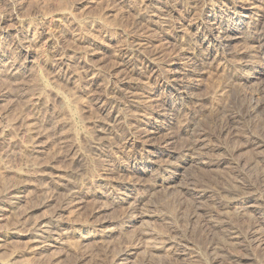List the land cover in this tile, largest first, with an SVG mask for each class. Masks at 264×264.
I'll use <instances>...</instances> for the list:
<instances>
[{
	"label": "rangeland",
	"instance_id": "rangeland-1",
	"mask_svg": "<svg viewBox=\"0 0 264 264\" xmlns=\"http://www.w3.org/2000/svg\"><path fill=\"white\" fill-rule=\"evenodd\" d=\"M166 1L167 2H165V3H164V1L155 3L156 2L155 0H0V52H1L0 53V113H1L0 124L5 125V124L12 123V126L10 128L8 127V130L5 131L4 133L0 130V205L2 204L1 202H3L5 199L4 198V195H5V188L4 187H5V185L7 186V185L11 184L12 186H14L16 189H18V193L21 196H23L22 198L24 199L23 202L20 203L19 207L17 206L15 208H9V207L4 206V208H1L2 210H0V217H1V215H2V217L0 218L1 219L0 228L2 227L3 230H2V228L0 230H2V232H7L6 229L11 228L10 226L17 227L18 229H21V230L27 229L28 227H30L32 225V223L38 222L41 219H45L48 221L51 219H53V220L56 219L58 221L62 220L59 223L60 224V230H59L60 232L61 231L65 232V230L68 231L67 229H69L71 227V224H74V221H75V223H77L76 217H78V219H77L78 222L81 220L83 222H86V221L89 222V219H91V221L89 223L94 224L97 228L107 226V224L109 225V223L111 225L113 224L112 226L116 225L115 224L117 222L116 217H118L119 214H116V212L112 213L110 211L109 212L107 211L106 212L107 214H106L105 212L100 210V208H99L100 204H101L100 200H99V198H96L94 196H90L89 198H87L86 201H84L82 204L83 208L81 207L79 211L74 212L75 210L74 209L72 210V208L65 209L64 211L62 209L59 210L58 208L62 207V205H64V204H61L62 201L60 199H58V198H61V196H59L61 194H59L60 190L57 188H59L60 182L69 181L70 184H75V185L81 184L82 187L80 185L79 188L82 189L83 191L87 190V187L89 188V190L93 191V190H96L97 188H99L102 183H104V182L108 183L109 182V184L112 185L110 187V191H112V192L117 191L115 188V184H116L115 181L120 180V178H124L127 176V173L124 170H122V169L118 170L117 169V164L120 163L121 161H126V160L132 161L133 159H137L140 156L146 155L145 148H142L143 146L140 145L142 143L139 142V139L137 137L135 138L136 132L134 129H132L138 123V119H130V120L127 119L128 120V123H127L126 119H123V118L117 119L115 117H110L109 119H107L108 121H106V119L102 118V116L98 110V101L103 100V101H106L107 104L122 101L123 97L120 99L119 97H121V96L115 92V88H114V87H116V85L118 83V79H119L118 77H120V75L123 73V72H121L123 69V66L121 65L119 67L118 61L120 59H122L121 55L123 54V52L124 53L126 52L125 55L126 54L128 55L132 52V51L127 50V48H130L129 46L132 45L131 43H133L136 38H140V37L145 38L147 40L148 45L143 47V50L145 53L143 52V50H142V52L140 50L138 52L134 51L133 53L136 54V56H140V54L142 56H144V55L147 56V55H151L152 53L158 52L159 55L161 54L160 58H162V59L164 58L163 60L166 63V64L163 63V65H162L163 69L162 70H165V68H172V66L174 65V63L177 60H180V58L182 59L183 56H185V54H187L185 47H188L189 45L191 46V43H190L191 38H189V37H191V35H190L191 30L185 28V30H183L182 33L180 32V30L178 31V29H180L178 27L179 24H177L178 22H176V20L175 21L173 20L174 18H172L170 16V14H169L168 20H166V21L162 20V18H163L162 16H165L164 15V9H165L164 6L166 4L167 5H169V4L174 5L172 14L175 15V12H178V11L180 12L181 9H183V6L185 4H187V1L181 0V2H180V0H176L175 3H174V0H166ZM197 1H199V3H198V5H196L195 12H194L192 17L198 16L197 10L200 9L199 7H201V6H199V5L202 4V0L201 1L197 0ZM154 4H157V5H155L154 9H152V6H154ZM150 10H153L152 12H154L153 14L155 15V21L156 22L146 26L143 24L141 16H145L147 14V12H149ZM162 11H163V15H162ZM157 12H158V14H155ZM142 13H143V15H142ZM55 17H56V19H55ZM196 21H198V19ZM74 30H75V33H74ZM80 38H81V41L83 39L82 42L80 41ZM182 45H183V47H182ZM184 45H185V47H184ZM120 47L124 48L122 50V52L119 51ZM146 48H147V50H146ZM152 49H154V50H152ZM134 58H138V57H134ZM15 60H17L21 64L20 69H18L15 72L7 70L8 64H10V62H13ZM62 65H64V66H62ZM72 68H75V69H72ZM91 68H92V70H91ZM67 69L70 70L69 75L71 77L73 76L74 79L77 77L76 80H78V82L76 85L74 83H72L69 79L66 78L67 76L64 73H66L65 71H67ZM89 69L91 72H89ZM212 69L213 68H208V72L206 71V75L203 79V81H204V80L210 78L209 82H208V80H206L205 85L202 84L203 81H202V83L200 82L201 84L199 85L198 95H199V98L201 101H198V103H199V104L197 103L198 106L194 105L193 107H191L192 109L190 108L189 111L184 112V114H183V116H185V117L188 116L187 118L183 117L185 120L186 119H188V120L189 119L190 120L191 119H199L200 120L203 118V116L205 114H207L208 116L207 115L204 116L205 118L201 121H198V123H197V126L198 127L201 126L202 129H200V127L198 129L197 128L195 129L196 126H194V128L192 126H190L189 128H186V130H180V129H176V127L174 126L171 128V131H169L170 129H167L165 131L166 133L167 132L170 133V135L173 138L172 139L173 141H171V143L169 144L168 147H169V149L171 147V149H172V150L170 149L171 155H172V157L175 158V160H173L174 158H171L172 161L174 162L175 165H178V166H176L177 172L183 174V175L179 174L181 177V180L178 181L176 183V185L174 184L173 187H171V189L169 188V190L168 189L165 190L162 188L159 189V187H156L155 189L154 188L151 189L152 184H150V182L151 183L153 182L154 178H152V177H155V176H147V178L148 177L151 178L150 181H148L149 179L146 180L147 178H145V180H146L145 181L146 194L144 196L145 197L144 208L155 213L156 215H158L155 217V219H153L156 221L155 223L158 225H156L154 222H152L153 220H151L150 221L151 226H150V222L149 223L145 222L143 224H135V225L131 226L133 228L130 227L131 229L130 228H129L130 230L128 229L129 233L126 230L123 232H119L118 230H114L115 234L112 237L114 239V241L112 238H110V240H112L113 242L108 240V243H109L108 249H107V247L103 248L102 245H105V244L99 245V244H96L94 242L86 245L85 249L83 247H81V249H78V248H80V246L77 245L78 244L77 241L74 238L69 237L66 239V240H68L66 243L64 242V241H66L65 239L64 240L58 239V240L62 241L64 243V245L62 244V242H60V244L54 243V244H52V246L48 247V250H46L47 252L41 251L35 255L27 253V251H26L27 249H25V248H28L27 246L30 245L28 237L18 238L19 239L18 240L17 238L14 239L13 237L11 238V237L1 236L0 237V249H1V252L5 251L2 254H5V253L11 251V249H13L14 251H16V254H18L17 258L19 260L18 259L17 260L19 262H21L22 260L26 262V260H27L28 264H31L32 262H33L32 264H35V263L36 264L37 263L38 264H50V263L51 264H58V263L59 264H62V263L63 264H109V263L112 264L110 261L112 255L110 256V254L111 253L114 254V251H115V253L118 251V249H119L118 243H120V245H121L122 243H125L126 241H128V243L131 242L130 244H133V245L135 244L134 246L136 248H138V249H136L137 250L136 252L141 253V254L137 253L136 254L137 258L135 256V258H136V259H134L135 261H133L130 264L136 263L137 259L140 262H142V264H147V263L148 264H185V263L186 264H203V263H205V264H208V263L209 264H216V263L217 264H226V263L229 264L231 262L230 258L233 259V262L230 264H234V263L235 264H242V263L243 264H246V263L247 264H260L261 262H262L261 264H264V259L261 258V256L264 257V255H263V252H264V250H263L264 249V232H262V231H264V230H262V229H264L263 228L264 227V218H263L264 217V206H262V204L264 205V203L260 200V198L259 199L257 198V197H260V193L258 190L260 189L261 184L264 185V156H263L264 155V142H262V141H264V137H263L264 136V129H261V128H264V125H263L264 124V115H263L264 114L263 113L264 107H263V110H260L257 113H255L253 115L254 117H246L245 115H243L244 111L249 109L250 99L248 97L249 96L248 94L250 92L255 91V90L251 91L249 88H251V89H254L255 87L257 88L258 86H256V85H258V84L253 83V85H252V83L251 84L249 83L248 84L249 86H247L246 84L244 85L243 83H240L238 81H236L237 83L233 82L232 78H230L231 76H229L230 75L229 73L233 70L232 67L229 69L230 72H229V70H227L228 72L227 71H225V72L221 71L223 76L220 73H219L220 74V76H219L218 75L219 71H217L216 74L219 77L218 76L216 77V74L214 72L216 70H214V69L212 70ZM87 70H88V72L85 73ZM209 70H211L212 75H210L211 72ZM85 74H87V75L85 76ZM93 75H94V77L96 75V78H94ZM207 75H208V77L210 75V77L206 78ZM93 79L96 81L94 83L95 85H90V84L85 85L84 81H86V83H90ZM135 80H138V82H136ZM210 80H212V82ZM217 80H218V82H217ZM41 81H43V83ZM45 82L48 85H46ZM131 82H132L131 83L132 84V86H131L132 91L134 90L133 93L136 94L139 91L143 90V91L139 92L138 95L136 94L137 96L143 95L148 91L151 92L153 90H157L159 87L158 82H156V81L153 82L149 79H144V78L139 79V77L137 79L131 80ZM212 83H213V85H212ZM221 83L222 84L227 83V84L222 86ZM229 83L230 84L232 83L233 87L231 85H229ZM41 84H43L44 86H41ZM207 84L208 85L210 84V85L208 86ZM215 84L218 87H220V89H218V90L215 89V88H218L217 86L212 87ZM235 84L237 86L238 85L240 86L242 84L241 86H243V88L247 86L246 88H244L245 93H247V94L243 93L244 90L241 86L240 87L238 86L239 91H240L239 92L237 90L238 88ZM254 85H255V87H253ZM94 86H95V88H94ZM263 86H264V83H263ZM263 86H262V91L259 95V98L262 100H264L263 99L264 97L261 98L262 96H264V94H262V93H264ZM43 87H46V88H44L45 90L42 89ZM227 87H229L230 89H228ZM207 88H208V90H206ZM212 88H214L213 89L214 91L212 90ZM226 88L228 89V91ZM240 88L242 89V91ZM204 90H206V91H204ZM209 90L211 91L210 93H212V92H214V93H212V94L208 93L207 91H209ZM94 91L98 93V96L100 95L99 98H101V99L97 100L96 98H94V96H93L95 93ZM203 91L206 92V94L203 93ZM219 91H220V93H219ZM248 91H250V92H248ZM200 92H202L203 95H200V94H202ZM57 93L62 94V96L65 94V97L63 96L62 98H60L59 96H55V94H57ZM242 93H243V95L241 96ZM208 94H210V95H208ZM235 94H239V95L235 96ZM205 96H206V98H205ZM243 96H244V98H243ZM216 97H218V98H216ZM213 98H215V99L213 100ZM60 99L64 103L61 102ZM118 99H120V100H118ZM212 101H215V102H212ZM223 101L226 103V105L223 104ZM69 102H70V104H69ZM94 102L96 105L94 104ZM219 102H220V104H219ZM247 102H249V103L247 104ZM201 103H202V105H201ZM205 103H207V104H205ZM215 103H216V105H215ZM222 104L225 105L224 108H223ZM62 105L65 106L66 108L63 107ZM211 105H212V107H210ZM221 106H222V108H221ZM208 107H210V108H208ZM225 107H227V108H225ZM67 108L69 110H66ZM204 108H205V110H203ZM206 108H208V109H206ZM211 108H213V109H211ZM244 108H246V109H244ZM224 109L225 110L229 109V110L224 111ZM231 109H233V110H231ZM200 110H201V112H203L202 114H201V112H199ZM230 110H231V112H229ZM235 110L240 114H237V112H235ZM71 111H72V113L73 112L74 113L72 114ZM76 111H77V113H75ZM209 111L211 112L210 114H209ZM68 112H70V113H68ZM215 112L218 113L217 118L215 116H213V115H216ZM225 112H226V114H225ZM259 112H261L262 114ZM219 113L221 115L223 113V116L219 115ZM230 113H232V115H233V113H235L237 118L239 117L238 118L239 120L235 119L236 122H238V123H235V124L233 123V121L231 120L232 115ZM245 113H246V111H245ZM211 114H213V115H211ZM240 115H242V116H240ZM23 116H25V117H23ZM209 116H212V117L209 118ZM228 116H231V117H228ZM257 116H260V117H257ZM214 117H215V119H214ZM223 117H225V118H223ZM241 117H242V119H241ZM261 117H263V118H261ZM76 118L78 121L76 120ZM208 118L210 119V121H208ZM221 118H222V121H221ZM23 119L24 120L28 119L31 122V124L33 126V127L31 126L33 128V132L31 135H28V134L23 135L22 129H23L24 125L22 123H25V122H22ZM119 119H121L120 120L121 123H120ZM216 119H218V120L216 121ZM103 120H105V121H103ZM219 120H220L221 124H220V122H218ZM240 120H242V121H240ZM103 122H106V123H103ZM199 122H201V125L199 124ZM246 122H248V124ZM107 123L109 124V126ZM245 123H246V125H245ZM253 123H257V124H254L257 127L254 126ZM212 124H214V126ZM104 125H105V127H104ZM123 125H125V126H123ZM203 125H205V126H203ZM246 126L250 127L249 130H246V129H248ZM242 127H243V129H244V127H246V128L244 130H241ZM108 128H109V130H107ZM236 128H238V129H236ZM99 129L103 133L101 131H99ZM120 129H121V131H120ZM175 129H176V131H175ZM106 130L108 133L105 132ZM219 130H220V134L218 133ZM259 130H261V131H259ZM132 131H133V133H132ZM188 131H189V133H188ZM244 131L246 132L245 134H244ZM199 132L200 133L202 132V135H201L200 139L197 141L198 143H195V142L193 143L192 137H194L196 135L198 136ZM236 132H238L237 135L235 134ZM252 132L253 133L255 132V135H259V137H257V136L255 137L254 134H253L254 135L253 136ZM190 133L192 134V136L190 135V138H187ZM132 134H133V136H132ZM249 134H251L250 135L251 137L249 136ZM27 135H28V137L29 136L30 137L28 138ZM102 135H104V136L102 137ZM241 135L242 136L247 135V136L242 137ZM260 136H262V137H260ZM243 138H244V140H243ZM253 138L256 141H254ZM35 139H37V141H35L37 144L34 145L35 148L33 146L30 147L29 146L30 143ZM201 139H202V142H201ZM240 139H242V140H240ZM248 139L250 142L248 141ZM259 139H260V141H259ZM253 141H254V143H253ZM14 142H16V143H14ZM136 142H137V144H136ZM244 143L246 146H244ZM24 144H26V145L24 146ZM186 144L189 147H187ZM254 144H257V145L254 146ZM200 145H201V147H200ZM221 145H223V146H221ZM191 146H192V148H191ZM203 146L205 149L202 148ZM94 147H96V148H94ZM99 147L107 150L106 152L109 154H112V156H113V154L115 155V156H113L114 157V161H113L114 165L112 164V166H107V165H105L106 162H103L101 160H100L101 163H99V159H96V158H98L96 156H97V148H99ZM186 147H187V150L185 149ZM194 147H197L198 149L197 148L195 149ZM261 147H262V149H261ZM31 148H33V149H31ZM127 148H130L131 150L127 149ZM134 148H135V150H134ZM188 148L190 151L188 150ZM206 148H208V149H206ZM209 148H211V149H209ZM258 148L260 149V151ZM123 149L124 150L126 149L127 153H126V150L124 152ZM34 150H36V151H34ZM191 150H193V151H191ZM206 150H207V152H206ZM256 150H258V151H256ZM198 153H199V155L197 156ZM215 153H216V155H214ZM256 153H260V154H256ZM251 154H252V156H249ZM92 155L95 157H92ZM126 155L127 156L129 155V156L127 157ZM260 155H262V157H260ZM79 156L82 158H79ZM196 156L198 157V160H197ZM188 157L192 158L193 162L195 160H197L198 162L197 161H195L194 163L191 162L189 164L190 166H188L189 162L185 161L186 160L185 158H188ZM255 158H257L256 159L257 161L255 160ZM119 159H122V160L119 161ZM177 159H180V160H177ZM208 159H211V160H208ZM221 159H224V160L221 161ZM78 160L83 164H81L80 162L78 163ZM90 160H92L93 163ZM94 160L95 161L97 160V161L94 162ZM228 160H229V162L227 164H225ZM231 160H233L234 162H232ZM260 160H262L263 163ZM206 161L208 163H206ZM212 162H215V163H212ZM216 162H217V164H216ZM254 163H256V164H254ZM78 164H79V166H77ZM98 164H99V166H97ZM101 164L108 167L109 170L104 169L103 165H101ZM193 164L196 166H199V167H196ZM197 164H199V165H197ZM229 164L231 167H228ZM235 164H237L238 167L235 166ZM250 164L253 167L255 166L254 168H256V169L251 167ZM200 165H202L203 167H201ZM215 165H217V166H215ZM248 165L251 168H249V167L247 168ZM77 167H79V168L81 167V169L82 168L83 169L81 170ZM177 167L182 168V169L180 170ZM187 167H189V168H187ZM202 168H205V169H202ZM230 168H232V169H230ZM240 168H241V170H239ZM257 168H258V170H257ZM249 169H251V170H249ZM79 170L82 173V174L80 173L81 175L78 173ZM110 170L111 171L113 170L114 173L111 172ZM246 170H247V172H246ZM98 171H99V173H98ZM250 171H252V172H250ZM83 172H85V173L83 174ZM95 172H97V173H95ZM255 173H257V174H255ZM167 174L172 175V174L167 172L166 174H164V176H167ZM207 174H208V176H207ZM237 174L240 176H238ZM70 175H71V177H69ZM100 175H102V176H100ZM262 175H263V177H262ZM97 176L98 177L100 176V177L98 178ZM107 176L109 177V179L107 178ZM119 176H121V177H119ZM215 176H217V177H215ZM250 176H251V178H250ZM87 177H88V179H87ZM112 177H114V178L112 179ZM116 177H117V179H116ZM70 178H72V179H70ZM262 178H263V180H262L263 183L261 181ZM5 179L7 180V182ZM66 179H68V180H66ZM200 179H202V180H200ZM228 179H229V183H230L229 188H228L229 183H227ZM234 179H238V181L240 183L237 180H235L237 182L236 183L234 181ZM239 179H241V180H239ZM3 180H5V181H3ZM72 180H74V182ZM185 180H186V182H185ZM197 180H199V181H197ZM226 180H227V182H226ZM246 180H247V183H245ZM84 181H85V183H83ZM188 181H190V183ZM195 181H197V183ZM98 182L101 184H99ZM248 182H251V183L248 184ZM86 183H88V184H86ZM96 183L98 184V187H97ZM181 183H182V185L185 184L184 187L182 185H180ZM190 184H192V185L189 186ZM205 184H206V186H204L205 187L204 188L203 185H205ZM91 185H93L94 187ZM186 185H188V186H186ZM199 185H200V188H198ZM231 185L234 188H232ZM242 185H244L245 187L244 186L242 187ZM246 185H247V187L249 185V187L247 188ZM192 186H194L195 189L198 188L199 190L198 191L193 190L194 187L192 188ZM222 186H225V187L223 188ZM237 186L239 188L240 187L241 188L239 190H237V188H238ZM201 187H203V188H201ZM235 187H237V188H235ZM111 188H112V190H111ZM178 188L181 190V192L185 191L186 193H183V195H182ZM206 188L208 190H206ZM225 188H226V192L224 191ZM255 188H256V190H255L256 192L254 191ZM153 189H154V191H152ZM172 189H175V190H172ZM156 190H158L160 192H157ZM161 190H164L165 192H163ZM249 190H250V192H249ZM175 191H177V192H175ZM232 191H233V194H232ZM252 191H253V193H251ZM170 192H171V194L175 193L174 194L175 196L172 195L173 198L168 197L171 195ZM193 192H194V194H193ZM165 193H167L166 195H167L168 199H167ZM168 193H169V195H168ZM189 193H190V195H189ZM195 193L199 197L198 196L196 197ZM216 193H218V194L216 195ZM219 193H221V194H219ZM213 194H214L215 198L212 196ZM225 194L227 197L230 196L232 198V201L227 200L228 198L226 196H225L226 198L224 199ZM253 194H254V196H253ZM151 195L153 196V198ZM155 195H157V196H155ZM159 195H161L162 198ZM164 195H165L166 199H165ZM218 195H221V196L218 197ZM178 196H179V198H178ZM187 196H189L191 199H189V197H187ZM56 197L58 200L56 199ZM92 197H94V198H92ZM155 197H156V199L157 198L158 199L156 200ZM250 197H254V198H250ZM242 198H244V199H242ZM247 198H250L253 200L258 199L254 203V204H256L257 207H255V208L252 206L250 207L248 205L249 203L246 202ZM175 199H176V201H175ZM209 199H211V200L209 201ZM160 200H161V202H160ZM177 200H179L178 202L179 203L181 202V203L178 204ZM219 200L221 203H219ZM153 201H154V203H152ZM201 201H203V202H201ZM58 202H60V203H58ZM222 202H224V203H222ZM146 203L148 206L146 205ZM176 203L178 205H175ZM190 203H192V204H190ZM205 203L209 204L210 206L206 205ZM154 204H155V206H154ZM237 204H239V205H237ZM212 205H214V206L216 205L218 207V211L216 209L217 207L214 209V207ZM244 205H246V206H244ZM170 206H173V207H170ZM219 206H221V207H219ZM209 207H211L212 211L217 216L213 212L208 213V211H211V209ZM244 207H246V209H244ZM181 208H183V209H181ZM241 208H242V210H241ZM188 209H191V210H188ZM220 209H222V211ZM225 209L226 210L229 209L228 211H230V212L226 211L228 214L226 212H223V210L225 211ZM67 210L70 211V214H68L69 211H67ZM71 210L73 211L72 212L73 215L71 214ZM244 210L246 211L245 213H243ZM250 210H252V211L250 212ZM169 211H171V215H172V213H174L175 215L173 214V216L171 217L170 214H168V213H170ZM201 211H202V213H201ZM232 211H234V212H232ZM247 211H249V212H247ZM84 212H86V213L88 212L87 213L88 216ZM160 212H161V216H162L161 218L162 219L159 217ZM218 212H220V213L217 214ZM261 212H262V214H261ZM190 213H192V215ZM196 213H197V215H196ZM98 214H99V216H98ZM184 214H185V218L183 217ZM193 214H195L196 216ZM204 214H206V217ZM54 215L57 218H55ZM82 215L83 216L86 215L87 217L85 216L84 218H82L83 217ZM104 215H106L107 217L106 216L104 217ZM218 215H220V216H218ZM227 215L230 217H228ZM250 215H251V217L248 219V217ZM186 216H188V217H186ZM225 216L227 217V219ZM236 216L238 217V219H237L238 221L235 220L237 218ZM241 216H243V217H241ZM244 216H245V218H244ZM99 217L102 220H99ZM173 217H174V219H173ZM181 217H183L185 219V221H184V219L182 221ZM195 217H198V218L195 219ZM209 217H210V219H209ZM239 217H240V220H239ZM257 217L259 220L256 219ZM86 218L87 219L89 218V219L87 220ZM232 218H235V219H232ZM262 218H263V220H262ZM84 219H86V221ZM104 219H108V220H104ZM109 219H110V221H109ZM175 219H177V220L175 221ZM222 219H223V221H222ZM111 220H113V221H111ZM178 220L181 222H178ZM216 220H219L220 222L221 221L222 222L220 223L218 221V223H220V224H218ZM224 220H226V221H224ZM233 220L236 221L235 222L236 224L231 223V222H234ZM70 221H71V223H70ZM72 221H73V223H72ZM103 221H105V222H103ZM160 221H162V222H160ZM165 221L168 223H166L164 225ZM172 221L177 222L176 223L177 225L174 224L175 222L172 224ZM64 222H67V223H64ZM237 223H238V226H236ZM147 224L149 225L148 227H147ZM233 224H235V225L233 226ZM258 224L262 225L263 227L259 226ZM8 225H9V227H8ZM14 225H16V226H14ZM145 225H146V228H145ZM155 225H156V228H155ZM213 225H215L214 228L216 227V229L213 228ZM65 226H67V227H65ZM138 226L140 229H141V227H143L142 230L137 229ZM152 226H153V228H152ZM176 226H178L177 228H178V230H180V232L177 230ZM221 226H223V227H221ZM22 227H23V229H22ZM24 227H27V228H24ZM169 227H171V229ZM186 227H189V228H186ZM233 227H237L236 228L237 230ZM132 229H134L135 231ZM143 229H145V231H143ZM159 229L163 230V231H160ZM172 229L174 231H172ZM229 229H231V230L229 231ZM239 229H241V230H239ZM244 229H246L247 232H244ZM152 230H154V231H152ZM235 230H236V232H235ZM250 230L253 232V235H252V232ZM164 231L167 234L164 233ZM175 231H176V233H175ZM181 231H183V232H181ZM240 231H242V232H240ZM130 232H132V233H130ZM144 232H147L148 235H147V233H144ZM117 233H118V235H116ZM121 233L127 234V235H121ZM223 233H225V235H223ZM133 234H134L135 238L133 237ZM152 234H154V235H152ZM243 234H244V236H243ZM179 235L180 236L182 235V236L179 237ZM117 236H118V239H117ZM122 236H123V239L125 238L126 240L125 239L123 240ZM140 236L144 241H141L142 239L140 238ZM154 236L155 237L157 236V237L155 238ZM175 236H176V238H175ZM242 236L247 237V238H243ZM254 236L256 237V239H254L255 238ZM149 237H151V239ZM212 237H213V239H212ZM127 238H129V239H127ZM173 238H174V240H173ZM241 238H243L244 240ZM72 239H73V241H72ZM154 239L156 241L158 239V241L156 242ZM234 239H236V240H234ZM240 239H241V241L243 240L244 242L243 241L241 242ZM70 240L72 242L76 241V242H74L75 244L70 242ZM151 240L153 242H151ZM171 240H173V241H171ZM184 240L186 243L184 242ZM233 240L237 243H235V242L233 243ZM250 240H252L253 242L252 241L250 242ZM11 241L14 242L15 244L12 243ZM117 241H118V243H117ZM135 242H137V243H135ZM139 242H140V244H139ZM142 242L144 243V246H143ZM209 242H211L212 244ZM70 243H72L76 247H74ZM151 243H154V244H151ZM192 243H193V245H192ZM195 243H196V245H195ZM205 243L206 244L209 243L211 246L209 244L206 245ZM66 244H68V245H66ZM110 244H113V245L111 246ZM149 244L150 245H156V246L152 247ZM162 244H164V245L162 246ZM182 244H185V246ZM186 244H188L189 246H187ZM203 244L205 245V247ZM233 244H234V246H233ZM237 244L239 245L238 247H237ZM255 244H257L259 247ZM65 245H66V247H65ZM114 245L116 246V248ZM159 245H160V247H159ZM213 245H214V247H213ZM253 245H255V246H253ZM88 246H90V247H88ZM167 246H168V248H167ZM186 246L188 247V249ZM193 246L195 248H197L199 246L198 249L199 250L201 249L200 250L201 252H199L200 253L199 255H198L199 250L196 249V251H195V248ZM202 246H203V248H202ZM225 246H227V248ZM70 247L78 250L77 251L78 254L76 252H72L73 249H71ZM222 247L224 250H222ZM230 247H234V248H230ZM254 247H256V248H254ZM59 248H62V250ZM97 248H98V250H97ZM99 248L100 249L102 248L103 250L102 249L100 250ZM141 248H143V249H141ZM147 248L149 249V251ZM192 248L194 249V252H195L194 254H193V250L191 251ZM248 248H250V249H248ZM258 248H259V250H258ZM260 248L263 250V252L261 251ZM67 249L68 250L70 249V250L67 251ZM75 249L73 251H75ZM104 249H107V251ZM139 249L142 250L143 253L141 251H139ZM168 249H169V251H168ZM211 249L214 251H211ZM229 249L231 251H228ZM235 249H237V251L239 253ZM254 249H256V250H254ZM79 250H80V252H79ZM82 250H84L86 253L81 254L84 252V251L82 252ZM92 250H94V251H92ZM110 250H112V251H110ZM153 250H155V251H153ZM232 250H235V251L232 252ZM103 251H106V253L104 254ZM108 251H109V253H107ZM151 251L153 252V254H156L155 256H157L159 258L152 255ZM158 251H159V253H158ZM255 251H257V252H255ZM149 252H151V253H149ZM169 252L172 255L169 254ZM177 252H179L181 254H179V253L177 254ZM189 252L192 254V256H189L190 255ZM222 252L224 254L225 253L226 254L225 255L221 254L222 255L221 256L220 253H222ZM234 252H237L238 254L234 253ZM101 253H103L104 255ZM161 253H162L163 257L161 255ZM217 253H219V254H217ZM257 253H259V255ZM260 253H262V254L260 255ZM145 254H146V256H145ZM235 254L238 256L236 257ZM52 255H53V257H52ZM81 255H84V256H81ZM105 255H106V257H105ZM143 255L145 256L146 260L144 259ZM150 255L154 256L153 259H151L152 261L149 260L150 258H152V257H150ZM184 255L186 257H184ZM203 255H205V256H203ZM254 255L255 256L258 255V256L255 257ZM58 256H60L62 259ZM179 256L183 260L182 259L180 260ZM216 256H217V258H216ZM218 256H219V258H218ZM20 257L22 258L21 261H20V259H21ZM140 257H143V258L140 259ZM194 257H196V258H194ZM24 258H25V260H24ZM107 258L110 260H108ZM177 258H179V259H177ZM222 258H225L226 260L222 259ZM258 258H261V259H258ZM142 259H144V260H142ZM159 259L160 260L164 259V260L160 261ZM188 259H189V262L187 261ZM194 259H196V260H194ZM210 259H212V260H210ZM257 259H258V261H257ZM56 260H58V262ZM168 260H169V262H168ZM205 260H206V262H205ZM54 261H56L57 263H55ZM139 261L136 264H141ZM234 261H237V262H234ZM200 262H202V263H200Z\"/></svg>",
	"mask_w": 264,
	"mask_h": 264
},
{
	"label": "bare ground",
	"instance_id": "bare-ground-1",
	"mask_svg": "<svg viewBox=\"0 0 264 264\" xmlns=\"http://www.w3.org/2000/svg\"><path fill=\"white\" fill-rule=\"evenodd\" d=\"M156 2L155 3H158V2H162V1H164V3L165 2H167L166 0H155ZM185 1V0H184ZM187 1V4H185L184 6H183V9H181V11L179 12H175V15L174 14H172V11H173V8H174V5H172V4H169V5H165L164 7H165V9H164V15L165 16H162L161 18H162V20H164V21H166V20H168V18H169V14H170V16L172 17V18H174L173 20L175 21L176 20V22H178L177 24H179V28L180 29H178V31L180 30V32L182 33L183 32V30H185V28L186 29H190L191 30V33H190V35H191V37H189V38H191V46L189 45L188 47H185V45H184V47L186 48V52H187V54H185V56H183V58L181 59L180 58V60H177L175 63H174V65L172 66V68H165V70H162L163 68H162V65H163V63H165L164 62V58L162 59V58H160V55L158 54V52L157 53H152L151 55H144V56H142L140 53L142 52V50H143V47H145L146 45H148L147 44V40L145 39V38H142V37H140V38H136L135 39V41L133 42V43H131L132 45L131 46H129L130 48H127V50H129V51H132L130 54H126L125 55V53L123 52V54L121 55L122 56V59H120L118 62H119V67L122 65L123 66V69H122V71L121 72H123L121 75H120V77H118L119 79H118V83H117V85H116V87H114L115 88V92L117 93V94H119L121 97H119L120 99L122 98V101L121 102H115V103H110V104H107V102L106 101H101V100H99V99H101V98H99V96H98V93L97 92H95L94 93V98H96L97 100H99L98 101V110H99V112H100V114H101V116H102V118L103 119H106V121H108L107 119H109L110 117H115V118H123V119H138V123L136 124V126H134V128H132V129H134L135 130V132H136V136H135V138L137 137L138 139H139V142L140 143H142V144H140V145H142L143 147L142 148H145V153H146V155H144V156H140L139 158H137V159H133L132 161L131 160H126V161H121L120 163H118L117 164V169L118 170H124L126 173H127V176L126 177H124V178H120V180H117V181H115V188H116V190L117 191H114V192H112V191H110V187L112 186L111 184H109V182L107 183V182H104V183H99V184H101V186L99 187V188H97L96 190H93V191H91V190H89V188L87 187V190H82V189H80L79 188V186L81 185H75V184H70V182L69 181H65V182H60V184H59V188H57V189H59L60 190V193L59 194H61V195H59V196H61V198H58V199H60L61 201H62V203L61 204H64V205H62V207H60V208H58L59 210L60 209H62L63 211L65 210V209H70V208H72V210L74 209L75 211L74 212H76V211H79L80 210V208L82 207V204H83V202L84 201H86V199L87 198H89L90 196H94V197H96V198H99V200H100V210H102L103 212H112V213H115L116 212V214H119V216L118 217H116V219H117V222L114 224L115 226H112L110 223H109V225L107 224V226H103V227H96L94 224H92V223H89L90 221H91V219H89V222L88 221H86V219H84L86 222H83L82 220L81 221H79L78 222V217H76L77 219H76V221H77V223H75V221H74V224H71V227L69 228V229H67L68 231H66L65 230V232L63 231H59L60 230V221H62V220H60L59 218V220L60 221H58V220H56V219H51V220H45V219H41L40 221H38V222H35V223H32V225L30 226V227H24V228H27V229H24V230H21V229H18L17 227H12V226H10L11 228H7L6 229V231L7 232H2V230H3V228H2V230H0V237L1 236H4V237H13L14 239L15 238H23V237H28V240H29V246H27L28 248H25V249H27L26 251H27V253H29V254H33V255H35V254H38L39 252H41V251H46V250H48V247H50V246H52V244H54V243H56V244H60V242H62V241H60L61 239L62 240H66L67 238H69V237H72V238H74L76 241H77V245H79L80 246V248H78V249H81V247H83L84 249L86 248V245H88V244H91V243H96V244H99V245H101V244H105V245H102L103 246V248L105 247H107V249H108V247H109V243H108V240H110V238H112L113 237V235L115 234V232H114V230H118L119 232H123V231H128V229L131 227V226H133V225H135V224H143V223H145V222H147V223H149L151 220H153V219H155V217L156 216H158V215H156L155 213H153V212H151V211H149V210H147V209H145L144 208V204H145V194H146V184H145V181L146 180H148V181H150V179L151 178H147V176H155V177H152V178H154L153 179V182L151 183L150 182V184H152L151 185V189L152 188H156V187H159V189L160 188H162V189H168L169 190V188L171 189V187H173V185L175 184L176 185V183L178 182V181H180L181 180V177H180V175L179 174H182V173H178L177 172V169H176V166H178V165H175L174 164V162L172 161V159L171 158H174V157H172V155H171V151H170V149H171V147H170V149H169V144L171 143V141H173L172 139V136L170 135V133H166L165 131L167 130V129H170L169 131H171V128L172 127H176V129H180V130H186V128H189L190 126H192L193 128H194V126H196L195 127V129L197 128H199L200 127V129H202L201 128V126H197V123H198V121H201V120H203L205 117L204 116H206L207 114H205L204 116H203V118L202 119H184L183 117H185V116H183V114H184V112H187V111H189L190 110V108L191 107H193L194 105H197V103H198V101H201L200 100V98H199V95H198V90H199V85L202 83V81H203V79H204V77H205V75H206V71L208 72V68H213L214 70H216V71H214L215 72V74L217 73V71H219L218 72V75L220 76V74L222 75V73H221V71L223 72H225V71H227V70H229L231 67L233 68V70L230 72V70H229V76H231L230 78H232V80H233V82H236V81H238V82H240V83H243L244 85L246 84L247 86H249L248 84L250 83H252V85H253V83H255V84H258V85H256V86H258L257 88L255 87V85L253 86V87H255L254 89H251V88H249L251 91H253V90H255L254 92H250V91H248V92H250L247 96L249 97V99H250V103L249 102H247V104L249 103V109L248 110H245L246 111V113H245V111H244V113H243V115H245L246 117H254L253 115L255 114V113H257L258 111H260V110H263V107H264V100H262V99H260L259 98V95H260V93H261V91H262V86H263V83H264V0H202V4L201 5H199V6H201V7H199L200 9L199 10H197V17H192L193 16V14H194V12H195V7H196V5H198V3H199V1H197V0H186ZM201 1V0H200ZM173 2V1H172ZM176 2V0H174V3ZM180 2H181V0H180ZM163 3V4H164ZM186 3V2H185ZM155 5H157V4H154V6H152V9H154L155 8ZM177 5V4H176ZM180 6V5H179ZM157 7V6H156ZM198 7V6H197ZM176 8V7H175ZM151 9V8H150ZM159 9V8H158ZM197 9V8H196ZM160 10V9H159ZM148 11V10H147ZM153 10H150L149 12H147V14L145 15V16H141V19H142V22H143V24L144 25H146V26H148V25H150V24H153V23H155L156 21H155V15L153 14L154 12H152ZM158 11V10H157ZM69 14V13H68ZM67 14V15H68ZM155 14H158V12L157 13H155ZM196 14V13H195ZM56 15V14H55ZM62 15V14H61ZM142 15H143V13H142ZM162 15H163V11H162ZM158 16V15H157ZM196 16V15H195ZM66 17V16H65ZM70 18V17H69ZM99 18V17H98ZM160 18V17H159ZM158 18V19H159ZM55 19H56V17H55ZM198 19V21H196ZM83 20V19H82ZM70 21V20H69ZM79 21V20H78ZM81 24V23H80ZM138 26V25H137ZM177 28V27H176ZM141 30V29H140ZM176 30V29H175ZM77 32V31H76ZM74 33H75V30H74ZM88 34V33H87ZM180 34V33H179ZM75 35V34H74ZM189 35V36H190ZM80 36V35H79ZM182 36V35H181ZM31 37V36H30ZM82 38V37H81ZM81 38H80V41H81ZM124 38V37H123ZM182 38V37H181ZM77 39V38H76ZM128 39V38H127ZM132 40V39H131ZM82 41H83V39H82ZM81 41V42H82ZM126 41V40H125ZM85 42V41H84ZM127 42V41H126ZM125 42V43H126ZM132 42V41H131ZM124 44V43H123ZM88 45V44H87ZM120 45V44H119ZM130 45V44H129ZM156 45V44H155ZM85 46V45H84ZM150 47V46H149ZM182 47H183V45H182ZM88 48V47H87ZM148 48V47H147ZM147 48H146V50H147ZM155 48V47H154ZM157 48V47H156ZM179 48V47H178ZM124 48H122V47H120V49H119V51L120 52H122V50H123ZM182 49V48H181ZM118 50V49H117ZM126 50V51H127ZM141 50V52L139 53L140 54V56H136V54H134L133 52L135 51V52H138V51H140ZM150 50V49H149ZM148 50V51H149ZM152 50H154V49H152ZM112 51V50H111ZM118 52V51H117ZM143 52H144V50H143ZM150 52V51H149ZM152 52V51H151ZM155 52V51H154ZM1 53V52H0ZM145 53V52H144ZM149 54V53H148ZM16 56V55H15ZM119 56V55H118ZM25 57V56H24ZM134 57H138V58H134ZM140 57V58H139ZM171 57V56H170ZM13 58V57H12ZM124 58V59H123ZM115 59V58H114ZM179 59V58H178ZM6 61V60H5ZM2 63V62H1ZM26 64V63H25ZM31 64V63H30ZM86 64V63H85ZM89 64V63H88ZM166 64V63H165ZM66 65V64H65ZM62 66H64V65H62ZM20 67H21V64L17 61V60H15V61H13V62H10V64H8V69L7 70H9V71H12V72H15V71H17L18 69H20ZM91 67V66H90ZM69 68V67H68ZM122 68V67H121ZM72 69H75V68H72ZM212 69V70H213ZM91 70H92V68H91ZM94 70V69H93ZM210 72H211V70H209ZM5 72V71H4ZM66 73H64L67 77V79H69L72 83H74L75 85L77 84V82H78V80H76V78L74 79L73 78V76L71 77L69 74H70V70H68L67 69V71H65ZM88 72V70L85 72V73H87ZM89 72H91L90 71V69H89ZM97 72V71H96ZM228 72V71H227ZM8 73V72H7ZM76 73V72H75ZM120 73V72H119ZM220 73V74H219ZM94 74V73H93ZM210 74V73H209ZM87 74H85V76H86ZM210 75H212V72H211V74ZM210 75H209V77H210ZM217 74H216V77L218 76ZM84 76V75H83ZM214 76V75H213ZM218 76V77H219ZM223 76V75H222ZM227 76V75H226ZM80 77V76H79ZM93 77H94V75H93ZM139 77V79L140 78H144V79H149V80H151V81H156V82H158V84H159V87H158V89L157 90H153V91H151V92H146L145 94H143V95H140V96H137L138 95V93L139 92H141V91H143V90H141V91H139L138 93H133V91H132V82H131V80H134V79H137ZM208 77V75H207V77L206 78H209ZM86 78V77H85ZM88 78V77H87ZM94 78H96V75H95V77ZM212 78V77H211ZM210 79V78H209ZM209 79H206V80H208V82H209ZM214 79V78H213ZM81 80V79H80ZM206 80H204L203 81V83L202 84H204L205 85V81ZM231 80V81H232ZM40 81V80H39ZM136 82H138V80H135ZM211 82H212V80H210ZM42 83H43V81H41ZM80 82V81H79ZM85 82V85H95L94 83L96 82L94 79L90 82V83H86V81H84ZM201 82V83H200ZM217 82H218V80H217ZM40 83V82H39ZM214 83V82H213ZM213 83H212V85H213ZM225 83V82H224ZM228 83V82H227ZM226 83V84H227ZM237 83V82H236ZM45 84L46 85H48L46 82H45ZM83 84V83H82ZM134 84V83H133ZM220 84V83H219ZM222 84V83H221ZM226 84H222V86L223 85H226ZM234 84V83H233ZM104 85V84H103ZM138 85V84H137ZM208 85V84H207ZM210 85V84H209ZM208 85V86H209ZM229 85H231L232 86V83L230 84L229 83ZM228 85V86H229ZM236 85V84H235ZM242 85V84H241ZM240 85V86H241ZM251 85V86H252ZM41 86H44L43 84H41ZM79 86V85H78ZM82 86V85H81ZM98 86V85H97ZM96 86V87H97ZM142 86V85H141ZM215 86H217L216 84L214 85V86H212V87H215ZM237 86V85H236ZM239 86V85H238ZM237 86V90L239 91V87ZM246 86V87H247ZM83 87V86H82ZM134 87V86H133ZM218 87V86H217ZM230 87V86H229ZM229 87H227L228 89H230ZM233 87V86H232ZM242 88H243V86H241ZM246 87H244V88H246ZM44 88H46V87H43L42 89H44ZM58 88V87H57ZM76 88V87H75ZM94 88H95V86H94ZM202 88V87H201ZM206 88V87H205ZM226 88V89H227ZM244 88H243V90H244ZM263 88H264V86H263ZM135 89V88H134ZM147 89V88H146ZM151 89V88H150ZM211 89V88H210ZM214 88H212V90H213ZM215 89H220V87H218V88H215ZM228 89H227V91H228ZM241 89V88H240ZM248 89V90H249ZM45 90V89H44ZM58 90V89H57ZM60 90V89H59ZM138 90V89H137ZM148 90V89H147ZM206 90H208V88L206 89ZM206 90H204V91H206ZM233 90V89H232ZM264 90V89H263ZM114 91V90H113ZM202 91V90H201ZM203 91V93H205L206 94V92H204ZM214 91V90H213ZM223 91V90H222ZM230 91V90H229ZM241 91H242V89H241ZM92 92V91H91ZM137 92V91H136ZM208 93H210L211 91L209 90V91H207ZM216 92V91H215ZM226 92V91H225ZM240 92V91H239ZM238 92V93H239ZM200 93H202V92H200ZM203 93L202 94H200V95H203ZM212 93H214V92H212ZM212 93H210V94H212ZM219 93H220V91H219ZM243 93L244 94H247V93H245V90L243 91ZM243 93L241 94V96L243 95ZM89 94V93H88ZM92 94V93H91ZM210 94H208V95H210ZM225 94V93H224ZM262 94H264V93H262ZM261 94V95H262ZM216 95V94H215ZM218 95V94H217ZM222 95V94H221ZM237 95H239V94H235V96H237ZM55 96H59L60 98H62L63 96L65 97V94L62 96V94H60V93H57V94H55ZM117 96V95H116ZM220 96V95H219ZM246 96V95H245ZM201 97V96H200ZM211 97V96H210ZM264 96H262L261 98H263ZM68 98V97H67ZM114 98V97H113ZM205 98H206V96H205ZM216 98H218V97H216ZM224 98V97H223ZM222 98V99H223ZM243 98H244V96H243ZM246 98V97H245ZM120 99H118V100H120ZM208 99V98H207ZM215 98H213V100H214ZM248 99V98H247ZM264 99V98H263ZM63 100V99H62ZM96 100V101H97ZM117 100V99H116ZM212 100V99H211ZM218 100V99H217ZM221 100V99H220ZM225 100V99H224ZM227 100V99H226ZM60 101H61V99H60ZM94 101V100H93ZM95 101V102H96ZM204 101V100H203ZM206 101V100H205ZM238 101V100H237ZM242 101V100H241ZM61 102H63V101H61ZM95 102H94V104H95ZM210 102V101H209ZM212 102H215V101H212ZM222 102V101H221ZM230 102V101H229ZM233 102V101H232ZM64 103V102H63ZM204 103V102H203ZM69 104H70V102H69ZM72 104V103H71ZM199 104V103H198ZM205 104H207V103H205ZM204 104V105H205ZM218 104V103H217ZM219 104H220V102H219ZM223 104H225L226 105V103L223 101ZM222 104V105H223ZM236 104V103H235ZM96 105V104H95ZM201 105H202V103H201ZM215 105H216V103H215ZM225 105H223V108H224V106ZM63 106V105H62ZM68 106V105H67ZM198 106V105H197ZM63 107H65V106H63ZM97 107V106H96ZM202 107V106H201ZM210 107H212V105L210 106ZM210 107H208V108H210ZM231 107V106H230ZM235 107V106H234ZM246 107V106H245ZM66 108V107H65ZM70 108V107H69ZM74 108V107H73ZM197 108V107H196ZM203 108V107H202ZM208 108H206V109H208ZM218 108V107H217ZM221 108H222V106H221ZM220 108V109H221ZM225 108H227V107H225ZM233 108V107H232ZM247 108V107H246ZM246 108H244V109H246ZM75 109V108H74ZM192 109V108H191ZM194 109V108H193ZM200 109V108H199ZM211 109H213V108H211ZM230 109V108H229ZM228 109V110H229ZM8 110V109H7ZM66 110H69L68 108L66 109ZM202 110V109H201ZM201 110L199 111V112H201ZM203 110H205V108L203 109ZM202 110V111H203ZM228 110H225L224 109V111H228ZM231 110H233V109H231ZM231 110L229 111V112H231ZM237 110V109H236ZM235 110V112H237ZM242 110V109H241ZM74 111V110H73ZM208 111V110H207ZM212 111V110H211ZM218 111V110H217ZM243 111V110H242ZM264 111V110H263ZM220 112V111H219ZM223 112V111H222ZM233 112V111H232ZM240 112V111H239ZM68 113H70V112H68ZM71 113H72V111H71ZM74 113V112H73ZM72 113V114H73ZM75 113H77V111L75 112ZM189 113V112H188ZM203 112H201V114H202ZM208 113V112H207ZM211 112L209 111V114H210ZM216 113V112H215ZM224 113V112H223ZM223 113H222V115L219 113V115H221V116H223ZM259 113H261V112H259ZM258 113V114H259ZM264 113V112H263ZM5 114V113H4ZM186 114V113H185ZM191 114V113H190ZM225 114H226V112H225ZM231 115H232V113H230ZM229 114V115H230ZM237 114H240V113H238L237 112ZM262 114V113H261ZM189 115V114H188ZM211 115H213V114H211ZM264 115V114H263ZM0 116H1V113H0ZM3 116V115H2ZM66 116V115H65ZM71 116V115H70ZM77 116V115H76ZM208 116V115H207ZM213 116H215L216 118H217V116H218V113H216V115H213ZM240 116H242V115H240ZM22 117V116H21ZM23 117H25V116H23ZM188 117V116H187ZM187 117H185V118H187ZM191 117V116H190ZM193 117V116H192ZM197 117V116H196ZM212 116H209V118H211ZM215 117H214V119H215ZM228 117H231V116H228ZM257 117H260V116H257ZM72 118V117H71ZM208 118V121H210V119ZM220 118V117H219ZM223 118H225V117H223ZM239 118V117H238ZM237 118V116L235 115V113H233V115H232V121H233V123L235 124V123H238V122H236V120L235 119H238ZM261 118H263V117H261ZM66 119V118H65ZM113 119V118H112ZM121 119H119V121L121 120ZM241 119H242V117H241ZM24 120V119H23ZM22 120V122H25V123H22L23 125H24V127H23V129H22V132H23V135L24 134H28V135H31L32 134V132H33V126H32V124H31V122L28 120V119H26V120H24L23 121ZM76 120H77V118H76ZM218 119H216V121H217ZM229 120V119H228ZM230 120V121H231ZM239 120V119H238ZM252 120V119H251ZM78 121V120H77ZM103 121H105V120H103ZM125 121V120H124ZM214 121V120H213ZM215 121V122H216ZM221 121H222V118H221ZM231 121V122H232ZM240 121H242V120H240ZM244 121V120H243ZM250 121V120H249ZM248 121V122H249ZM63 122V121H62ZM130 122V121H129ZM203 122V121H202ZM218 122H220V120L218 121ZM248 122H246L247 124H248ZM251 122V121H250ZM70 123V122H69ZM103 123H106V122H103ZM120 123H121V121H120ZM125 123V122H124ZM127 123H128V120H127ZM246 123H245V125H246ZM260 123V122H259ZM10 124V125H9ZM9 124H3V125H1L0 124V130L4 133L5 131H7L8 130V127L10 128L11 126H12V123H9ZM75 124V123H74ZM77 124V123H76ZM108 124V123H107ZM132 124V123H131ZM199 124L201 125V122H199ZM211 124V123H210ZM220 124H221V122H220ZM254 124H257V123H253V125ZM22 125V126H23ZM78 125V124H77ZM112 125V124H111ZM213 126H214V124H212ZM211 125V126H212ZM218 125V124H217ZM232 125V124H231ZM237 125V124H236ZM242 125V124H241ZM250 125V124H249ZM264 125V124H263ZM262 125V126H263ZM32 126V127H31ZM66 126V125H65ZM73 126V125H72ZM107 126V125H106ZM108 126H109V124H108ZM123 126H125V125H123ZM203 126H205V125H203ZM233 126V125H232ZM244 126V125H243ZM254 126H256V125H254ZM104 127H105V125H104ZM111 127V126H110ZM210 127V126H209ZM235 127V126H234ZM233 127V128H234ZM238 127V126H237ZM247 127V126H246ZM246 127H244V129L246 128ZM257 127V126H256ZM120 128V127H119ZM208 128V127H207ZM241 128V127H240ZM248 129H246V130H249V128L250 127H247ZM255 128V127H254ZM260 128V127H259ZM102 129V128H101ZM176 129H175V131H176ZM191 129V128H190ZM209 129V128H208ZM220 129V128H219ZM236 129H238V128H236ZM235 129V130H236ZM243 129V127H242V129L241 130H244ZM252 129V128H251ZM261 129H264V128H261ZM105 130V129H104ZM107 130H109V128L107 129ZM107 130L105 131L106 133H108L107 132ZM133 130V131H134ZM173 130V129H172ZM194 130V129H193ZM221 130V129H220ZM220 130H219V134H220ZM99 131H101L100 129H99ZM120 131H121V129H120ZM123 131V130H122ZM133 131H132V133H133ZM192 131V130H191ZM198 131V130H197ZM196 131V132H197ZM200 131V130H199ZM208 131V130H207ZM212 131V130H211ZM259 131H261V130H259ZM21 132V133H22ZM102 132V131H101ZM240 132V131H239ZM249 132V131H248ZM247 132V133H248ZM251 132V131H250ZM103 133V132H102ZM105 133V134H106ZM119 133V132H118ZM188 133H189V131H188ZM207 133V132H206ZM242 133V132H241ZM240 133V134H241ZM246 132L244 131V134H245ZM257 133V132H256ZM260 133V132H259ZM262 133V132H261ZM2 134V133H1ZM76 134V133H75ZM186 134V133H185ZM204 134V133H203ZM236 135L238 134V132H236L235 133ZM255 135V132L253 133L252 132V135ZM28 135H27V137H28ZM187 135V134H186ZM190 135L192 136V134L190 133L189 134V136L187 137V138H190ZM201 135H202V132L200 133L199 132V135L197 136H194V137H192L193 139V143L195 142V143H198L197 141L200 139V137H201ZM243 135V134H242ZM241 135V136H242ZM251 134H249V136H250ZM253 135V136H254ZM261 135V134H260ZM104 135H102V137H103ZM132 136H133V134H132ZM245 136H247V135H244V136H242V137H245ZM259 137V135H255V137ZM263 136V135H262ZM262 136H260V137H262ZM30 137V136H29ZM28 137V138H29ZM178 137V136H177ZM209 137V136H208ZM251 137V136H250ZM264 137V136H263ZM186 138V139H187ZM219 138V137H218ZM249 138V137H248ZM31 139V138H30ZM134 139V138H133ZM137 139V140H138ZM185 139V140H186ZM258 139V138H257ZM261 139V138H260ZM260 139H259V141H260ZM263 139V138H262ZM136 140V139H135ZM240 140H242V139H240ZM243 140H244V138H243ZM252 140V139H251ZM253 140L254 141H256L254 138H253ZM17 141V140H16ZM29 141V140H28ZM34 141V142H33ZM31 143H30V147L31 146H33L34 147V145L35 144H37L35 141H37V139H35V140H33ZM183 141V140H182ZM189 141V140H188ZM222 141V140H221ZM248 141H249V139H248ZM254 141H253V143H254ZM19 142V141H18ZM135 142V141H134ZM186 142V141H185ZM190 142V141H189ZM201 142H202V139H201ZM206 142V141H205ZM204 142V143H205ZM247 142V141H246ZM250 142V141H249ZM258 142V141H257ZM256 142V143H257ZM262 142H264V141H262ZM14 143H16V142H14ZM21 143V142H20ZM47 143V142H46ZM50 143V142H49ZM130 143V142H129ZM187 143V142H186ZM207 143V142H206ZM243 143V142H242ZM22 144V143H21ZM136 144H137V142H136ZM185 144V143H184ZM183 144V145H184ZM188 144V143H187ZM187 144H186V146H187ZM202 144V143H201ZM259 144V143H258ZM26 144H24V146H25ZM131 145V144H130ZM129 145V146H130ZM133 145V144H132ZM197 145V144H196ZM251 145V144H250ZM255 145H257V144H254V146ZM21 146V145H20ZM40 146V145H39ZM42 146V145H41ZM128 146V145H127ZM135 146V145H134ZM195 146V145H194ZM205 146V145H204ZM204 146L202 147V148H204ZM218 146V145H217ZM221 146H223V145H221ZM237 146V145H236ZM244 146H246L245 145V143H244ZM263 146V145H262ZM29 147V148H30ZM101 147V146H100ZM97 148V156L96 157H98V158H96V159H99V163H101L100 162V160L101 161H103V162H106L105 163V165H107V166H112V164H113V161H114V157L113 156H115L114 154H113V156H112V154H109V153H107L106 151L107 150H105L104 148ZM136 147V146H135ZM187 147H189V146H187ZM187 147L185 148L186 150H187ZM200 147H201V145H200ZM206 147V146H205ZM208 147V146H207ZM35 148V147H34ZM42 148V147H41ZM94 148H96V147H94ZM132 148V147H131ZM191 148H192V146H191ZM195 149L197 148V147H194ZM228 148V147H227ZM252 148V147H251ZM250 148V149H251ZM31 149H33V148H31ZM37 149V148H36ZM127 149H130V148H127ZM184 149V148H183ZM198 149V148H197ZM200 149V148H199ZM205 149V148H204ZM206 149H208V148H206ZM209 149H211V148H209ZM259 149V148H258ZM261 149H262V147H261ZM124 150V149H123ZM126 150V149H125ZM125 150H124V152H125ZM131 150V149H130ZM134 150H135V148H134ZM139 150V149H138ZM143 150V149H142ZM172 150V149H171ZM188 150H189V148H188ZM232 150V149H231ZM34 151H36V150H34ZM95 151V150H94ZM190 151V150H189ZM191 151H193V150H191ZM195 151V150H194ZM197 151V150H196ZM217 151V150H216ZM252 151V150H251ZM256 151H258V150H256ZM259 151H260V149H259ZM38 152V151H37ZM123 152V153H124ZM135 152V151H134ZM184 152V151H183ZM206 152H207V150H206ZM255 152V151H254ZM111 153V152H110ZM126 153H127V150H126ZM131 153V152H130ZM129 153V154H130ZM144 153V154H145ZM188 153V152H187ZM196 153V152H195ZM204 153V152H203ZM218 153V152H217ZM141 154V153H140ZM207 154V153H206ZM256 154H260V153H256ZM262 154V153H261ZM84 155V154H83ZM124 155V154H123ZM199 155V153L197 154V156ZM214 155H216V153L214 154ZM228 155V154H227ZM231 155V154H230ZM81 156V155H80ZM79 156V158H82V157H80ZM117 156V155H116ZM127 156V155H126ZM129 156V155H128ZM127 156V157H128ZM137 156V155H136ZM174 156V155H173ZM196 156V157H197ZM225 156V155H224ZM249 156H252V154L251 155H249ZM256 156V155H255ZM264 156V155H263ZM92 157H95V156H93L92 155ZM125 157V156H124ZM182 157V156H181ZM194 157V156H193ZM210 157V156H209ZM217 157V156H216ZM222 157V156H221ZM248 157V156H247ZM260 157H262V155H260ZM134 158V157H133ZM200 158V157H199ZM205 158V157H204ZM207 158V157H206ZM251 158V157H250ZM77 159V158H76ZM126 159V158H125ZM129 159V158H128ZM186 159V160H185ZM184 160L186 161V162H189L188 163V166H190L189 164L191 163V162H193L192 161V158H190V157H188V158H185ZM214 159V158H213ZM220 159V158H219ZM229 159V158H228ZM235 159V158H234ZM243 159V158H242ZM257 158H255V160H256ZM120 160H122V159H119V161ZM173 160H175V158L173 159ZM177 160H180V159H177ZM197 160H198V157H197ZM197 160H195V161H197ZM205 160V159H204ZM208 160H211V159H208ZM222 160H224V159H221V161ZM254 160V159H253ZM259 160V159H258ZM76 161V160H75ZM91 162H92V160H90ZM97 161V160H96ZM95 160H94V162H96ZM118 161V160H117ZM194 161V162H195ZM217 161V160H216ZM232 162H234L233 160H231ZM257 161V160H256ZM260 161H262V160H260ZM80 161L78 160V163H79ZM90 162V163H91ZM179 162V161H178ZM193 162V163H194ZM198 162V161H197ZM210 162V161H209ZM220 162V161H219ZM218 162V163H219ZM225 162V161H224ZM229 162V160L225 163V164H227ZM248 162V161H247ZM81 163V162H80ZM93 163V162H92ZM91 163V164H92ZM206 163H208L207 161H206ZM212 163H215V162H212ZM231 163V162H230ZM238 163V162H237ZM240 163V162H239ZM246 163V162H245ZM258 163V162H257ZM261 163V162H260ZM262 163H263V161H262ZM81 164H83V163H81ZM179 164V163H178ZM205 164V163H204ZM211 164V163H210ZM216 164H217V162H216ZM247 164V163H246ZM249 164V163H248ZM254 164H256V163H254ZM253 164V165H254ZM86 165V164H85ZM101 165H103V164H101ZM100 165V166H101ZM105 165H103V167H104V169H108V167H106ZM114 165V164H113ZM194 165V164H193ZM197 165H199V164H197ZM213 165V164H212ZM251 165V164H250ZM77 166H79V164L77 165ZM97 166H99V164L97 165ZM184 166V165H183ZM194 166H196V165H194ZM201 167H203L202 165H200ZM215 166H217V165H215ZM235 166H237L238 167V165L237 164H235ZM245 166V165H244ZM182 167V166H181ZM186 167V166H185ZM196 167H199V166H196ZM228 167H231L230 166V164L228 165ZM251 168V167H253L252 165H251V167L248 165L247 166V168ZM255 167V166H254ZM253 167V168H254ZM77 168H79V167H77ZM178 168V167H177ZM187 168H189V167H187ZM193 168V167H192ZM261 168V167H260ZM259 168V169H260ZM79 169H81V167L79 168ZM83 169V168H82ZM81 169V170H82ZM97 169V168H96ZM102 169V168H101ZM178 169H182V168H178ZM185 169V168H184ZM202 169H205V168H202ZM213 169V168H212ZM230 169H232V168H230ZM234 169V168H233ZM245 169V168H244ZM254 169H256V168H254ZM78 170V169H77ZM76 170V171H77ZM98 170V169H97ZM109 170V169H108ZM218 170V169H217ZM239 170H241V168L239 169ZM249 170H251V169H249ZM257 170H258V168H257ZM80 171V170H79ZM78 171V173L80 174L81 173V171L79 172ZM104 171V170H103ZM111 171V170H110ZM186 171V170H185ZM216 171V170H215ZM225 171V170H224ZM234 171V170H233ZM107 172V171H106ZM111 172H113V170L111 171ZM170 173V174H172V175H168L167 174V176H164V174H166V173ZM207 172V171H206ZM217 172V171H216ZM223 172V171H222ZM246 172H247V170H246ZM250 172H252V171H250ZM255 172V171H254ZM258 172V171H257ZM85 172H83V174H84ZM93 173V172H92ZM95 173H97V172H95ZM98 173H99V171H98ZM114 173V172H113ZM190 173V172H189ZM204 173V172H203ZM239 173V172H238ZM68 174V173H67ZM77 174V173H76ZM82 174V173H81ZM80 174V175H81ZM101 174V173H100ZM103 174V173H102ZM111 174V173H110ZM117 174V173H116ZM187 174V173H186ZM216 174V173H215ZM228 174V173H227ZM226 174V175H227ZM232 174V173H231ZM255 174H257V173H255ZM263 174V173H262ZM75 175V174H74ZM183 175V174H182ZM211 175V174H210ZM238 175V174H237ZM259 175V174H258ZM79 176V175H78ZM84 176V175H83ZM82 176V177H83ZM100 176H102V175H100ZM99 176V177H100ZM106 176V175H105ZM110 176V175H109ZM112 176V175H111ZM207 176H208V174H207ZM232 176V175H231ZM230 176V177H231ZM238 176H240V175H238ZM69 177H71V175L69 176ZM93 177V176H92ZM98 177V176H97ZM98 177V178H99ZM104 177V176H103ZM102 177V178H103ZM119 177H121V176H119ZM185 177V176H184ZM195 177V176H194ZM215 177H217V176H215ZM226 177V176H225ZM235 177V176H234ZM262 177H263V175H262ZM67 178V177H66ZM84 178V177H83ZM86 178V177H85ZM107 178L109 179V177L107 176ZM114 177H112V179H113ZM145 178H147L146 180H145ZM187 178V177H186ZM209 178V177H208ZM224 178V177H223ZM250 178H251V176H250ZM254 178V177H253ZM256 178V177H255ZM258 178V177H257ZM9 179V178H8ZM15 179V178H14ZM70 179H72V178H70ZM69 179V180H70ZM87 179H88V177H87ZM94 179V178H93ZM101 179V178H100ZM104 179V178H103ZM116 179H117V177H116ZM233 179V178H232ZM6 180V179H5ZM5 180H3V181H5ZM66 180H68V179H66ZM92 180V179H91ZM200 180H202V179H200ZM235 180H237L238 181V179H234V181ZM239 180H241V179H239ZM248 180V179H247ZM247 180H246V182L245 183H247ZM253 180V179H252ZM263 180V178L261 179V181ZM9 181V180H8ZM12 181V180H11ZM57 181V180H56ZM71 181V180H70ZM73 182H74V180H72ZM90 181V180H89ZM99 181V180H98ZM105 181V180H104ZM197 181H199V180H197ZM197 181H195L196 183H197ZM210 181V180H209ZM208 181V182H209ZM251 181V180H250ZM6 182H7V180H6ZM14 182V181H13ZM18 182V181H17ZM92 182V181H91ZM185 182H186V180H185ZM189 183H190V181H188ZM226 182H227V180H226ZM225 182V183H226ZM231 182V181H230ZM236 182V181H235ZM239 182V181H238ZM243 182V181H242ZM9 183V182H8ZM72 183V182H71ZM83 183H85V181L83 182ZM82 183V184H83ZM94 183V182H93ZM180 183V182H179ZM202 183V182H201ZM224 183V184H225ZM227 183H229V179H228V182ZM233 183V182H232ZM237 183V182H236ZM240 183V182H239ZM244 183V182H243ZM249 183H251V182H248V184ZM262 183H263V181H262ZM3 184V183H2ZM86 184H88V183H86ZM97 184V183H96ZM113 184V183H112ZM149 184V183H148ZM149 184V185H150ZM199 184V183H198ZM207 184V183H206ZM206 184L205 185H203V187L204 186H206ZM223 184V183H222ZM234 184V183H233ZM232 184V185H233ZM253 184V183H252ZM258 184V183H257ZM56 185V184H55ZM95 185V184H94ZM180 185H182V183L180 184ZM185 185V184H184ZM184 185H182L183 187H184ZM192 184H190L189 186H191ZM194 185V184H193ZM197 185V184H196ZM232 185H231V187H232ZM245 185V184H244ZM244 185H242V187L244 186ZM255 185V184H254ZM58 186V185H57ZM91 186H93V185H91ZM186 186H188V185H186ZM195 186V185H194ZM194 186H192V188L194 187ZM226 186V185H225ZM225 186H222L223 188L225 187ZM258 186V185H257ZM260 186V185H259ZM81 187H82V185H81ZM94 187V186H93ZM97 187H98V184H97ZM176 187V186H175ZM203 187H201V188H203ZM221 187V188H222ZM230 187V183H229V186H228V188ZM238 187V186H237ZM237 187H235V188H237ZM245 187V186H244ZM246 187H247V185H246ZM248 187H249V185H248ZM247 187V188H248ZM253 187V186H252ZM5 195H4V201L3 202H1L2 204L0 205V210H2L1 208H4V206L5 207H9V208H15V207H19L20 206V203L21 202H23V196H21L19 193H18V189H16L14 186H12L11 184H9V185H5ZM114 188V189H115ZM182 188V187H181ZM187 188V187H186ZM190 188V187H189ZM188 188V189H189ZM198 188H200V185H199V187ZM195 189V187L193 188V190H199V189ZM205 188V187H204ZM227 188V187H226ZM226 188H225V192H226ZM232 188H234V187H232ZM241 188V187H240ZM239 187L237 188V190H239L240 189ZM257 188V187H256ZM256 188L254 189V191L256 190ZM91 189V188H90ZM154 189L152 190V191H154ZM158 189V190H159ZM177 189V188H176ZM179 189V188H178ZM187 189V190H188ZM212 189V188H211ZM214 189V188H213ZM231 189V188H230ZM111 190H112V188H111ZM158 190H156L157 192H160V191H158ZM172 190H175V189H172ZM180 190V189H179ZM206 190H208L207 188H206ZM229 190V189H228ZM232 190V189H231ZM234 190V189H233ZM242 190V189H241ZM4 191V190H3ZM161 191H163V192H165L164 190H161ZM189 191V190H188ZM201 191V190H200ZM212 191V190H211ZM245 191V190H244ZM259 191V193H260V197H257L258 199L260 198V200L264 203V185L263 184H261V186H260V189L258 190ZM56 192V191H55ZM58 192V191H57ZM172 192V191H171ZM171 192H170V194H171ZM175 192H177V191H175ZM180 192H181V190H180ZM196 192V191H195ZM209 192V191H208ZM228 192V191H227ZM231 192V191H230ZM248 192V191H247ZM249 192H250V190H249ZM256 192V191H255ZM3 193V192H2ZM151 193V192H150ZM183 193H186L185 191L184 192H181V194L183 195ZM198 193V192H197ZM229 193V192H228ZM240 193V192H239ZM244 193V192H243ZM251 193H253V191L251 192ZM167 193H165V195H166ZM175 193H173V194H171L170 196H168L169 198H173V196L172 195H174ZM193 194H194V192H193ZM196 194V193H195ZM199 194V193H198ZM202 194V193H201ZM209 194V193H208ZM218 193H216V195H217ZM219 194H221V193H219ZM223 194V193H222ZM232 194H233V191H232ZM242 194V193H241ZM245 194V193H244ZM165 195H164V197H165ZM168 195H169V193H168ZM177 195V194H176ZM189 195H190V193H189ZM228 195V194H227ZM152 196V195H151ZM155 196H157V195H155ZM159 196H161V195H159ZM175 196V195H174ZM185 196V195H184ZM198 195L196 194V197H197ZM207 196V195H206ZM213 197H214V194L212 195ZM219 196H221V195H218V197ZM223 196V195H222ZM226 196V194L224 195V199L227 197H225ZM234 196V195H233ZM248 196V195H247ZM253 196H254V194H253ZM258 196V195H257ZM58 197V196H57ZM57 197H56V199H57ZM94 197H92V198H94ZM166 197H167V195H166ZM166 197H165V199H166ZM168 197H167V199H168ZM182 197V196H181ZM180 197V198H181ZM187 197H189V196H187ZM199 197V196H198ZM212 197V198H213ZM236 197V196H235ZM246 197V196H245ZM147 198V197H146ZM152 198H153V196H152ZM161 198H162V196H161ZM178 198H179V196H178ZM215 198V197H214ZM221 198V197H220ZM228 199L227 200H231L232 201V198L230 197V196H228L227 197ZM230 198V199H229ZM250 198H254V197H250ZM250 198H247V200H246V202L247 203H249L248 205L251 207H257L256 206V204H254L258 199H250ZM57 199V200H58ZM155 199H156V197H155ZM154 199V200H155ZM158 199V198H157ZM156 199V200H157ZM185 199V198H184ZM189 199H191L190 197H189ZM219 199V198H218ZM217 199V200H218ZM242 199H244V198H242ZM45 200V199H44ZM89 200V199H88ZM96 200V199H95ZM162 200V199H161ZM161 200H160V202H161ZM187 200V199H186ZM197 200V199H196ZM199 200V199H198ZM208 200V199H207ZM211 199H209V201H210ZM215 200V199H214ZM213 200V201H214ZM236 200V199H235ZM159 201V200H158ZM175 201H176V199H175ZM179 200H177V202H178ZM223 201V200H222ZM241 201V200H240ZM149 202V201H148ZM185 202V201H184ZM201 202H203V201H201ZM205 202V201H204ZM215 202V201H214ZM217 202V201H216ZM225 202V201H224ZM224 202H222V203H224ZM58 203H60V202H58ZM92 203V202H91ZM152 203H154V201L152 202ZM156 203V202H155ZM173 203V202H172ZM181 203V202H180ZM179 202H178V204H180ZM193 203V202H192ZM192 203H190V204H192ZM208 203V202H207ZM219 203H221L220 202V200H219ZM232 203V202H231ZM60 204V205H61ZM157 204V203H156ZM177 203L175 204V205H178ZM206 204V203H205ZM226 204V203H225ZM254 204V205H253ZM59 205V206H60ZM99 205V204H98ZM97 205V206H98ZM146 205H147V203H146ZM153 205V204H152ZM206 205H209V204H206ZM219 205V204H218ZM233 205V204H232ZM237 205H239V204H237ZM84 206V205H83ZM148 206V205H147ZM151 206V205H150ZM154 206H155V204H154ZM181 206V205H180ZM210 206V205H209ZM213 207H214V209L217 207L216 205L214 206V205H212ZM222 206V205H221ZM221 206H219V207H221ZM235 206V205H234ZM241 206V205H240ZM244 206H246V205H244ZM262 206H264L263 204H262ZM170 207H173V206H170ZM176 207V206H175ZM229 207V206H228ZM237 207V206H236ZM242 207V206H241ZM83 208V207H82ZM147 208V207H146ZM210 209H211V207H209ZM234 208V207H233ZM239 208V207H238ZM243 208V207H242ZM242 208H241V210H242ZM150 209V208H149ZM152 209V208H151ZM156 209V208H155ZM181 209H183V208H181ZM197 209V208H196ZM217 209V211H218V207L216 208ZM223 209V208H222ZM222 209H220L221 211H222ZM231 209V208H230ZM240 209V208H239ZM244 209H246V207H244ZM260 209V208H259ZM15 210V209H14ZM17 210V209H16ZM71 210V214H72V211ZM154 210V209H153ZM177 210V209H176ZM180 210V209H179ZM188 210H191V209H188ZM207 210V209H206ZM229 210V209H228ZM228 210H226L225 209V211L223 210V212H226V211H228ZM258 210V209H257ZM56 211V210H55ZM67 211H69V210H67ZM82 211V210H81ZM80 211V212H81ZM93 211V210H92ZM155 211V210H154ZM168 211V210H167ZM175 211V210H174ZM183 211V210H182ZM238 211V210H237ZM252 210H250V212H251ZM255 211V210H254ZM261 211V210H260ZM166 212V211H165ZM170 213H168V214H170V216L172 217L173 216V214L174 213H172V215H171V211H169ZM185 212V211H184ZM199 212V211H198ZM209 212H213L212 211V209H211V211H208V213ZM216 212V211H215ZM222 212V213H223ZM228 212H230V211H228ZM232 212H234V211H232ZM240 212V211H239ZM246 211L244 210V212L243 213H245ZM247 212H249V211H247ZM258 212V211H257ZM83 213V212H82ZM84 213H86V212H84ZM88 213V212H87ZM86 213V214H87ZM91 213V212H90ZM164 213V212H163ZM162 213V214H163ZM177 213V212H176ZM182 213V212H181ZM201 213H202V211H201ZM200 213V214H201ZM207 213V214H208ZM214 213V212H213ZM220 212H218L217 214H219ZM227 213V212H226ZM236 213V212H235ZM260 213V212H259ZM68 214H70V211H69V213ZM107 214V213H106ZM160 214V218L162 217L161 216V212L159 213ZM167 214V215H168ZM189 214V213H188ZM191 215H192V213H190ZM215 214V213H214ZM225 214V213H224ZM223 214V215H224ZM228 214V213H227ZM234 214V213H233ZM237 214V213H236ZM254 214V213H253ZM258 214V213H257ZM261 214H262V212H261ZM60 215V214H59ZM58 215V216H59ZM66 215V214H65ZM73 215V214H72ZM96 215V214H95ZM175 215V214H174ZM193 215H195V214H193ZM196 215H197V213H196ZM195 215V216H196ZM205 215V217H206V214H204ZM216 215V214H215ZM222 215V214H221ZM239 215V214H238ZM244 215V214H243ZM246 215V214H245ZM252 215V214H251ZM251 215L248 217V219L251 217ZM4 216V215H3ZM55 216V215H54ZM71 216V215H70ZM75 216V215H74ZM73 216V217H74ZM83 216V215H82ZM86 215H84L82 218H84ZM87 216H88V214H87ZM86 216V217H87ZM98 216H99V214H98ZM101 216V215H100ZM106 215H104V217H105ZM164 216V215H163ZM190 216V215H189ZM201 216V215H200ZM217 216V215H216ZM218 216H220V215H218ZM228 216V215H227ZM257 216V215H256ZM255 216V217H256ZM1 217H2V215H1ZM0 217V218H1ZM80 217V216H79ZM107 217V216H106ZM170 217V218H171ZM180 217V216H179ZM184 218H185V214H184V216H183ZM183 217H181L182 218V221H183ZM186 217H188V216H186ZM193 217V216H192ZM203 217V216H202ZM201 217V218H202ZM213 217V216H212ZM211 217V218H212ZM226 217V216H225ZM228 217H230V216H228ZM234 217V216H233ZM237 217V216H236ZM235 217V218H236ZM241 217H243V216H241ZM263 217V216H262ZM55 218H57L56 216H55ZM68 218V217H67ZM98 218V217H97ZM113 218V217H112ZM166 218V217H165ZM196 218H198V217H195V219ZM235 218H232V219H235ZM244 218H245V216H244ZM243 218V219H244ZM264 218V217H263ZM263 218H262V220H263ZM62 219V218H61ZM66 219V218H65ZM87 219V220H88ZM93 219V218H92ZM162 219V218H161ZM160 219V220H161ZM173 219H174V217H173ZM178 219V218H177ZM177 219H175V221L177 220ZM203 219V218H202ZM208 219V218H207ZM209 219H210V217H209ZM226 219H227V217H226ZM238 219V217L235 219V220H237ZM247 219V218H246ZM247 219V220H248ZM252 219V218H251ZM257 220H259L258 219V217L256 218ZM80 220V219H79ZM94 220V219H93ZM99 220H102V219H100V217H99ZM104 220H108V219H104ZM181 220V219H180ZM229 220V219H228ZM239 220H240V217H239ZM242 220V219H241ZM246 220V221H247ZM261 220V221H262ZM0 221H1V219H0ZM109 221H110V219H109ZM111 221H113V220H111ZM159 221V220H158ZM174 221V222H175ZM184 221H185V219H184ZM217 221V223H218V221L219 220H216ZM222 221H223V219H222ZM221 221V222H222ZM224 221H226V220H224ZM234 221V220H233ZM238 221V220H237ZM245 221V222H246ZM69 222V221H68ZM103 222H105V221H103ZM152 222H156L155 220H153ZM160 222H162V221H160ZM173 221H172V224L174 223ZM178 222H181V221H179L178 220ZM220 222V221H219ZM220 222V223H221ZM230 222V221H229ZM228 222V223H229ZM236 221H234V222H231V223H235ZM28 223V222H27ZM26 223V224H27ZM64 223H67V222H64ZM70 223H71V221H70ZM72 223H73V221H72ZM158 223V222H157ZM166 223H168V222H166L165 221V223H164V225L166 224ZM171 223V222H170ZM177 222H175L174 224H176ZM190 223V222H189ZM220 223H218V224H220ZM230 223V224H231ZM156 224V223H155ZM171 224V225H172ZM236 224V223H235ZM235 224H233V226L235 225ZM241 224V223H240ZM245 224V223H244ZM154 225V224H153ZM156 225H158V224H156ZM156 225H155V228H156ZM163 225V224H162ZM161 225V226H162ZM177 225V224H176ZM216 225V224H215ZM215 225H213V228H214V226ZM242 225V224H241ZM259 225V224H258ZM14 226H16V225H14ZM69 226V225H68ZM149 225L147 224V227H148ZM150 226H151V222H150ZM186 226V225H185ZM209 226V225H208ZM219 226V225H218ZM236 226H238V223H237V225ZM243 226V225H242ZM247 226V225H246ZM259 226H262V225H259ZM8 227H9V225H8ZM65 227H67V226H65ZM178 226H176V228H177ZM221 227H223V226H221ZM263 227V226H262ZM0 228V229H1ZM131 228H133V227H131ZM130 228V229H131ZM142 228L143 227H141V229L139 228V226L137 227V229H140V230H142ZM145 228H146V225H145ZM150 228V227H149ZM152 228H153V226H152ZM159 228V227H158ZM163 228V227H162ZM170 229H171V227H169ZM186 228H189V227H186ZM231 228V227H230ZM233 228H237V227H233ZM240 228V227H239ZM248 228V227H247ZM246 228V229H247ZM264 228V227H263ZM22 229H23V227H22ZM129 229V230H130ZM214 229H216V227L214 228ZM218 229V228H217ZM224 229V228H223ZM226 229V228H225ZM246 229H244V232H247L246 231ZM258 229V228H257ZM132 230H134V229H132ZM156 230V229H155ZM160 230V229H159ZM177 230H178V228H177ZM176 230V231H177ZM231 229H229V231H230ZM237 230V229H236ZM236 230H235V232H236ZM239 230H241V229H239ZM262 230H264V229H262ZM117 231V232H118ZM135 231V230H134ZM139 231V230H138ZM137 231V232H138ZM143 231H145V229H143ZM142 231V232H143ZM152 231H154V230H152ZM160 231H163V230H160ZM168 231V230H167ZM172 231H174L173 229H172ZM176 231H175V233H176ZM179 232H180V230H178ZM222 231V230H221ZM224 231V230H223ZM233 231V230H232ZM251 231V230H250ZM136 232V233H137ZM151 232V231H150ZM181 232H183V231H181ZM211 232V231H210ZM240 232H242V231H240ZM252 232V231H251ZM258 232V231H257ZM262 232H264V231H262ZM125 233V232H124ZM128 233H129V231H128ZM130 233H132V232H130ZM144 233H147V232H144ZM160 233V232H159ZM164 233H166L165 231H164ZM212 233V232H211ZM234 233V232H233ZM238 233V232H237ZM142 234V233H141ZM156 234V233H155ZM167 234V233H166ZM227 234V233H226ZM241 234V233H240ZM116 235H118V233L116 234ZM121 235H127V234H122L121 233ZM147 235H148V233H147ZM150 235V234H149ZM152 235H154V234H152ZM158 235V234H157ZM184 235V234H183ZM187 235V234H186ZM223 235H225V233H223ZM230 235V234H229ZM247 235V234H246ZM252 235H253V232H252ZM161 236V235H160ZM167 236V235H166ZM178 236V235H177ZM182 236V235H181ZM180 235H179V237H181ZM190 236V235H189ZM211 236V235H210ZM232 236V235H231ZM243 236H244V234H243ZM242 236V237H243ZM248 236V235H247ZM121 237V236H120ZM133 237H134V234H133ZM137 237V236H136ZM147 237V236H146ZM155 237V236H154ZM157 237V236H156ZM155 237V238H156ZM178 237V238H179ZM225 237V236H224ZM223 237V238H224ZM255 237V236H254ZM253 237V238H254ZM135 238V237H134ZM140 238H141V236H140ZM150 239H151V237H149ZM148 238V239H149ZM160 238V237H159ZM158 238V239H159ZM164 238V237H163ZM170 238V237H169ZM175 238H176V236H175ZM243 238H247V237H243ZM243 238H241V239H243ZM250 238V237H249ZM5 239V238H4ZM26 239V238H25ZM58 239H60V240H58ZM113 239V238H112ZM117 239H118V236H117ZM121 239V238H120ZM122 239H123V236H122ZM125 239V238H124ZM123 239V240H124ZM127 239H129V238H127ZM142 239V238H141ZM149 239V240H150ZM158 239H157V241H158ZM172 239V238H171ZM212 239H213V237H212ZM216 239V238H215ZM229 239V238H228ZM227 239V240H228ZM239 239V238H238ZM241 239H240V241H241ZM254 239H256V237L254 238ZM261 239V238H260ZM19 240V239H18ZM21 240V239H20ZM126 240V239H125ZM155 240V239H154ZM173 240H174V238H173ZM173 240H171V241H173ZM187 240V239H186ZM225 240V239H224ZM234 240H236V239H234ZM233 240V243L235 242ZM244 240V239H243ZM242 240V241H243ZM263 240V239H262ZM13 241V240H12ZM11 241V242H12ZM26 241V240H25ZM68 240H66V241H64L65 243L67 242ZM72 241H73V239H72ZM71 240H70V242H72ZM76 241H74V242H76ZM110 241H112V240H110ZM109 241V242H110ZM113 241H114V239H113ZM112 241V242H113ZM119 241V240H118ZM118 241H117V243H118ZM121 241V240H120ZM134 241V240H133ZM141 241H144L143 239L141 240ZM146 241V240H145ZM148 241V240H147ZM156 241V240H155ZM156 241V242H157ZM166 241V240H165ZM169 241V240H168ZM212 241V240H211ZM239 241V242H240ZM241 241V242H242ZM252 240H250V242H251ZM4 242V241H3ZM6 242V241H5ZM19 242V241H18ZM74 242H72V243H74ZM130 242V241H129ZM151 242H153L152 240H151ZM163 242V241H162ZM161 242V243H162ZM178 242V241H177ZM181 242V241H180ZM184 242H185V240H184ZM213 242V241H212ZM216 242V241H215ZM240 242V243H241ZM244 242V241H243ZM253 242V241H252ZM257 242V241H256ZM12 243H14V242H12ZM69 243V242H68ZM72 243H70V244H72ZM111 243V242H110ZM131 243V242H130ZM130 243H128V241H126L125 243H122L121 245H120V243H118V247H119V249H118V251L115 253V251H114V254H110V256H111V260L110 259H108V260H110L111 261V263L112 264H130V263H132L133 261H135L134 259H136L137 258V256H136V254L138 253V252H136L137 250L136 249H138V248H136L133 244H130ZM135 243H137V242H135ZM143 243V242H142ZM149 243V242H148ZM165 243V242H164ZM182 243V242H181ZM186 243V242H185ZM209 243H211V242H209ZM208 243V244H209ZM217 243V242H216ZM227 243V242H226ZM231 243V242H230ZM229 243V244H230ZM235 243H237V242H235ZM258 243V242H257ZM15 244V243H14ZM19 244V243H18ZM62 244L64 245V243L62 242ZM75 244V243H74ZM139 244H140V242H139ZM151 244H154V243H151ZM190 244V243H189ZM206 244V243H205ZM208 244H206V245H208ZM212 244V243H211ZM218 244V243H217ZM223 244V243H222ZM259 244V243H258ZM10 245V244H9ZM26 245V244H25ZM66 245H68V244H66ZM66 245H65V247H66ZM73 245V244H72ZM111 246L113 245V244H110ZM150 245V244H149ZM161 245V244H160ZM160 245H159V247H160ZM164 244H162V246H163ZM168 245V244H167ZM171 245V244H170ZM176 245V244H175ZM182 245H184L185 246V244H182ZM187 246H189L188 244H186ZM192 245H193V243H192ZM195 245H196V243H195ZM194 245V246H195ZM204 245V244H203ZM210 245V244H209ZM216 245V244H215ZM228 245V244H227ZM255 245H257V244H255ZM255 245H253V246H255ZM60 246V245H59ZM74 246V245H73ZM92 246V245H91ZM115 246V245H114ZM142 246V245H141ZM143 246H144V243H143ZM150 246H156V245H150ZM149 246V247H150ZM179 246V245H178ZM186 246V247H187ZM193 246V247H194ZM201 246V245H200ZM211 246V245H210ZM229 246V245H228ZM233 246H234V244H233ZM236 246V245H235ZM239 245L237 244V247H238ZM258 246V245H257ZM262 246V245H261ZM26 247V246H25ZM57 247V246H56ZM55 247V248H56ZM62 247V246H61ZM64 247V246H63ZM74 247H76V246H74ZM88 247H90V246H88ZM98 247V246H97ZM100 247V246H99ZM138 247V246H137ZM170 247V246H169ZM183 247V246H182ZM191 247V246H190ZM199 247V246H198ZM198 247L197 248H195V251H196V249H198ZM204 247H205V245H204ZM213 247H214V245H213ZM226 248H227V246H225ZM224 247V248H225ZM259 247V246H258ZM9 248V247H8ZM71 248V247H70ZM115 248H116V246H115ZM145 248V247H144ZM167 248H168V246H167ZM166 248V249H167ZM175 248V247H174ZM202 248H203V246H202ZM212 248V247H211ZM217 248V247H216ZM219 248V247H218ZM230 248H234V247H230ZM242 248V247H241ZM253 248V247H252ZM254 248H256V247H254ZM57 249V248H56ZM59 249H61L62 250V248H59ZM71 249H73V248H71ZM75 249V248H74ZM73 249V250H74ZM95 249V248H94ZM100 249V248H99ZM102 249V248H101ZM100 249V250H101ZM107 249H104V250H106L107 251ZM141 249H143V248H141ZM148 249V248H147ZM156 249V248H155ZM165 249V248H164ZM178 249V248H177ZM180 249V248H179ZM187 249H188V247H187ZM214 249V248H213ZM248 249H250V248H248ZM261 249V248H260ZM19 250V249H18ZM58 250V249H57ZM70 250V249H69ZM68 249H67V251H69ZM72 250V252H76L77 254H78V250H76L75 249V251H73ZM90 250V249H89ZM97 250H98V248H97ZM103 250V249H102ZM151 250V249H150ZM163 250V249H162ZM182 250V249H181ZM193 250V254L195 253L194 252V249L192 248L191 249V251ZM199 250V249H198ZM201 250V249H200ZM198 251V255L200 254L199 252H201V251ZM215 250V249H214ZM214 250H212L211 249V251H214ZM221 250V249H220ZM222 250H224L223 249V247H222ZM236 251H237V249H235ZM235 250H232V252L233 251H235ZM254 250H256V249H254ZM258 250H259V248H258ZM257 250V251H258ZM264 250V249H263ZM263 250L261 249V251L263 252ZM84 250H82V252H83ZM92 251H94V250H92ZM96 251V250H95ZM106 251H103V253L105 254L106 253ZM110 251H112V250H110ZM139 251H141L142 253H143V251L142 250H140L139 249ZM148 251H149V249H148ZM153 251H155V250H153ZM168 251H169V249H168ZM172 251V250H171ZM176 251V250H175ZM178 251V250H177ZM190 251V252H191ZM204 251V250H203ZM216 251V250H215ZM226 251V250H225ZM228 251H231L230 249L228 250ZM257 251H255V252H257ZM3 252H5V251H2L1 252V249H0V264H28L27 263V260H26V262L25 261H23L22 260V258L20 259V261L21 262H19L18 260V258H17V255L18 254H16V251H14L13 249H11V251H9V252H7V253H5V254H2ZM21 252V251H20ZM47 252V251H46ZM45 252V253H46ZM79 252H80V250H79ZM102 252V251H101ZM145 252V251H144ZM152 252V251H151ZM151 252H149V253H151ZM189 252V253H190ZM207 252V251H206ZM224 252V251H223ZM220 253V255L221 254H224V253ZM231 252V253H232ZM238 252V251H237ZM237 252H234V253H237ZM260 252V251H259ZM84 253H86L85 251L83 252V253H81V254H84ZM103 253H101V254H103ZM107 253H109V251L107 252ZM148 253V252H147ZM146 253V254H147ZM158 253H159V251H158ZM179 252H177V254H178ZM197 253V252H196ZM230 253V252H229ZM233 253V254H234ZM239 253V252H238ZM237 253V254H238ZM254 253V252H253ZM252 253V254H253ZM22 254V253H21ZM28 254V255H29ZM103 254V255H104ZM138 254H141V253H138ZM146 254H145V256H146ZM164 254V253H163ZM169 254H171L170 252H169ZM179 254H181V253H179ZM217 254H219V253H217ZM216 254V255H217ZM226 254V253H225ZM224 254V255H225ZM246 254V253H245ZM258 255H259V253H257ZM262 253H260V255H261ZM55 255V254H54ZM108 255V254H107ZM149 255V254H148ZM152 255H156V254H153V252H152ZM152 255H150V257H152V258H148L149 260H151V259H153V257L154 256H152ZM160 255V254H159ZM161 255H162V253H161ZM165 255V254H164ZM172 255V254H171ZM186 255V254H185ZM184 255V257H186ZM202 255V254H201ZM229 255V254H228ZM236 255V254H235ZM242 255V254H241ZM256 255V254H255ZM254 255V256H255ZM257 255V256H258ZM263 255H264V252H263ZM30 256V255H29ZM28 256V257H29ZM39 256V255H38ZM37 256V257H38ZM81 256H84V255H81ZM135 256H136V258H135ZM140 256V255H139ZM144 256V255H143ZM145 256H144V259H145ZM170 256V255H169ZM181 256V255H180ZM179 256V258H180V260L182 259L181 257ZM189 256H192V254L190 253V255ZM203 256H205V255H203ZM222 256V255H221ZM231 256V255H230ZM238 255H236V257H237ZM257 256H255V257H257ZM33 257V256H32ZM52 257H53V255H52ZM58 257H60V256H58ZM105 257H106V255H105ZM155 257H157V256H155ZM162 257H163V255H162ZM165 257V256H164ZM172 257V256H171ZM176 257V256H175ZM174 257V258H175ZM240 257V256H239ZM253 257V256H252ZM34 258V257H33ZM61 258V257H60ZM83 258V257H82ZM141 258H143V257H140V259ZM157 258H159V257H157ZM161 258V257H160ZM179 258H177V259H179ZM194 258H196V257H194ZM205 258V257H204ZM207 258V257H206ZM216 258H217V256H216ZM218 258H219V256H218ZM235 258V257H234ZM244 258V257H243ZM251 258V257H250ZM261 258H263L264 259V257L263 256H261ZM261 258H258V259H261ZM18 259V260H17ZM28 259V258H27ZM58 259V258H57ZM62 259V258H61ZM106 259V260H107ZM144 259H142V260H144ZM156 259V258H155ZM222 259H225V258H222ZM238 259V258H237ZM253 259V258H252ZM256 259V258H255ZM258 259H257V261H258ZM24 260H25V258H24ZM146 260V259H145ZM160 260V259H159ZM162 260H164V259H162ZM162 260H160V261H162ZM183 260V259H182ZM192 260V259H191ZM190 260V261H191ZM194 260H196V259H194ZM199 260V259H198ZM210 260H212V259H210ZM214 260V259H213ZM218 260V259H217ZM226 260V259H225ZM230 260H231V262L230 263H232L233 262V259H231L230 258ZM239 260V259H238ZM246 260V259H245ZM31 261V260H30ZM57 262H58V260H56ZM56 261H54L55 263H57ZM139 260L137 259L136 260V263L138 262ZM152 261V260H151ZM156 261V260H155ZM188 262H189V259L187 260ZM200 261V260H199ZM140 262V261H139ZM145 262V261H144ZM149 262V261H148ZM165 262V261H164ZM168 262H169V260H168ZM186 262V261H185ZM205 262H206V260H205ZM208 262V261H207ZM226 262V261H225ZM234 262H237V261H234ZM247 262V261H246ZM30 263V262H29ZM33 263V262H32ZM31 263V264H32ZM50 263V262H49ZM109 263V262H108ZM136 263H134V264H136ZM141 264H142V262H140ZM146 263V262H145ZM157 263V262H156ZM200 263H202V262H200ZM229 263V264H230ZM262 263V262H261ZM260 263V264H261ZM36 264V263H35ZM38 264V263H37ZM51 264V263H50ZM59 264V263H58ZM63 264V263H62ZM110 264V263H109ZM148 264V263H147ZM186 264V263H185ZM203 264H205V263H203ZM209 264V263H208ZM217 264V263H216ZM227 264V263H226ZM235 264V263H234ZM243 264V263H242ZM247 264V263H246Z\"/></svg>",
	"mask_w": 264,
	"mask_h": 264
}]
</instances>
